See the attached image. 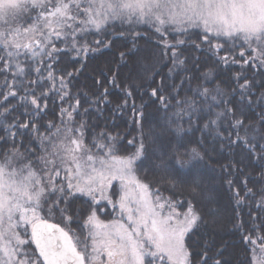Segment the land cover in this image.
Wrapping results in <instances>:
<instances>
[{
	"label": "snow or ice",
	"instance_id": "snow-or-ice-1",
	"mask_svg": "<svg viewBox=\"0 0 264 264\" xmlns=\"http://www.w3.org/2000/svg\"><path fill=\"white\" fill-rule=\"evenodd\" d=\"M146 33L170 64L147 105L115 74L99 73L100 91L73 88L91 56L127 36V62ZM107 84L123 102L106 117ZM130 100L137 134L121 153L113 129ZM149 171L168 195L140 179ZM178 187L264 211V0H0V264H232ZM77 205L81 236L48 222L70 223ZM242 241L245 264H264V234Z\"/></svg>",
	"mask_w": 264,
	"mask_h": 264
},
{
	"label": "trees",
	"instance_id": "trees-1",
	"mask_svg": "<svg viewBox=\"0 0 264 264\" xmlns=\"http://www.w3.org/2000/svg\"><path fill=\"white\" fill-rule=\"evenodd\" d=\"M144 35L145 39L139 40L137 43L139 53L132 59L127 60V62H122L120 60V53H129V49L132 47V38L127 36L115 38V42L111 48L104 49L102 54L97 53L87 60V67L83 74L73 81V88L86 87L93 91H100L101 89L99 86L94 84V80L102 79L99 73L103 72L108 78H111V76L115 74L118 77V84L130 86L134 89L132 100H134L137 106H139L142 101L147 105L148 98L144 95V91L147 89L153 72L159 71L161 74H166L170 64L168 57L162 55V48L157 47L155 37L152 36L151 33H146ZM169 39H171V37H169ZM64 64H68V60H65ZM77 67H79V65H77ZM69 70L71 71L72 69L69 68ZM156 79L159 80V77H156ZM141 85L143 87H141ZM106 86L109 92L108 99L111 101L108 107L105 108V116L107 117L112 108L118 103L123 102V91L121 88H117L112 84H107ZM132 100L129 101V108L115 120L116 127L113 129L114 132H119L124 137L121 141L123 144L121 153L132 150V147L127 144V140L132 139V137L137 134L131 119L130 106ZM102 107L104 106L102 105ZM145 111L154 114L155 108L146 107ZM99 123L101 128L105 127V122L103 120ZM107 127L112 128L111 120L108 121ZM197 135H199V133ZM210 166L214 167L217 173H219L220 166L218 164ZM140 179L153 187L161 188L165 195L169 194V186L161 175L149 171L147 174L141 173ZM213 186L220 189L219 177L213 182ZM251 186L252 185H249V187ZM173 195L177 200L184 201L185 203L189 199H193L196 210L200 212L206 221L207 229L216 234V243L218 245H227L226 258L230 259L232 264H245L247 253L245 251L246 245L242 241V236L248 233L251 234L253 238H256L257 235L264 234L260 233L259 229L249 233V230L253 227L254 221L257 225L264 224V211L256 208L252 201H248L240 209H236L235 201L230 202L229 195L225 194L223 189H221V195L216 204H208L204 200L193 198L190 189L184 187L175 189ZM255 199L258 201L259 196ZM76 207L81 214L78 216L74 215L70 223H67L58 213L52 216H47L45 213H42V215H46L49 222L64 227L65 230L69 231L73 236H81L84 216L87 210L80 205ZM237 212L240 213L239 217H237ZM99 215L100 218L106 220L109 218V210L108 212L99 213ZM240 221L243 222V230L237 229V223Z\"/></svg>",
	"mask_w": 264,
	"mask_h": 264
},
{
	"label": "rangeland",
	"instance_id": "rangeland-1",
	"mask_svg": "<svg viewBox=\"0 0 264 264\" xmlns=\"http://www.w3.org/2000/svg\"><path fill=\"white\" fill-rule=\"evenodd\" d=\"M101 213H104V212H101ZM109 213H111V209H109ZM108 216H109V218L106 219V221H107V220H110V219H112V218H114L115 214L108 215ZM101 219H102V218H101ZM103 220H105V219H103Z\"/></svg>",
	"mask_w": 264,
	"mask_h": 264
},
{
	"label": "water",
	"instance_id": "water-1",
	"mask_svg": "<svg viewBox=\"0 0 264 264\" xmlns=\"http://www.w3.org/2000/svg\"><path fill=\"white\" fill-rule=\"evenodd\" d=\"M49 223H52V222H49Z\"/></svg>",
	"mask_w": 264,
	"mask_h": 264
}]
</instances>
